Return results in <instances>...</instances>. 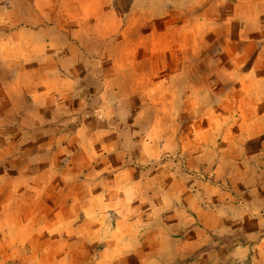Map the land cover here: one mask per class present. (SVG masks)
<instances>
[{"label": "crops", "instance_id": "1", "mask_svg": "<svg viewBox=\"0 0 264 264\" xmlns=\"http://www.w3.org/2000/svg\"><path fill=\"white\" fill-rule=\"evenodd\" d=\"M14 1L31 3V0ZM33 1L37 5L59 4L57 9H48L46 13L34 12L38 19L48 18L43 26L31 27L29 21L35 17L25 8H0V25L23 23V26L8 32L0 31V64H4L7 70L4 78L0 69V120L21 115L23 126L20 129L33 133L51 130L53 141L44 142L36 149L32 147L34 155L29 161L34 165L30 174L32 178L22 180L27 183L17 185V188L21 187L18 191H9L6 195H10L13 207H25L20 201L25 192L27 211L32 212L39 207L43 212L63 213L69 208L75 210L77 218L74 222L58 218L37 225L32 221L15 225V234L8 240L13 245L11 252L21 251L26 244L34 248L46 241L60 246L51 258L61 261L65 258L61 245L67 242V229L73 227L75 231L71 237L81 245L95 246L91 256L94 261L106 260L109 264L110 261L114 264H220L213 258L212 252L219 251L213 243L230 239L214 237L213 234L221 232L227 224L234 229L227 233L231 235L240 229L245 232L264 227V207L258 215L251 217V212L242 204L243 200H238V194L244 192L254 200L264 199L261 197L264 184L253 182L245 190L242 180H247L250 174L242 177L240 172L234 173L233 168L225 174L220 172L225 166L232 163L241 165L247 160L227 159V155L218 153L214 185L207 182L198 184L202 190L210 186L208 190L211 193L196 189L194 177L180 172L177 160L165 159L157 163L153 171L146 168L143 171L141 167L128 163L122 155L118 158L121 164L114 167L116 152L109 150V141L95 139L99 128L88 125L85 117L109 115L105 110L115 101L138 100L143 91L144 85L140 82L131 84L132 78H141L136 71L143 64L141 60L106 61L102 58L106 51H120L111 45L128 33L126 24L122 22L124 19L113 0H108L106 5L100 1L97 13L73 3L77 0ZM150 1L156 5L163 2L131 0L130 8L138 12H126L123 16L153 19V16L140 11ZM203 1L204 4L205 1L206 4L212 2L209 6H213V10L250 4L252 16L245 29L251 35L252 47L257 46L256 53L264 51V16L258 13V9H264V6L260 0L252 3L236 0L229 5L221 4L223 0ZM208 11L202 13L203 18ZM208 17L211 18L210 12ZM125 43L123 48L131 46ZM4 85H11L12 90L7 91ZM20 99H26L28 106L20 107ZM156 113L161 114L160 111ZM77 119L76 127L69 130L67 127ZM218 130L225 131L226 128ZM88 135L91 137L87 139ZM164 143L160 138L156 145H152L156 146V153L164 154L165 148L172 152L178 144L173 139L169 145ZM104 146L106 148L103 149ZM3 148L0 144V163L7 156H4ZM65 158L81 168L76 172L80 191L73 199L68 197L65 188L53 187L54 182H51L58 178L63 180L58 165ZM117 180L119 182L115 183ZM3 182L0 169V212L3 210ZM223 184L228 185L227 190H223ZM243 216L250 219L249 227L243 222ZM38 226L44 228L42 233ZM19 228H24V231L20 232ZM46 229L52 231L47 232ZM3 242V223L0 221V254ZM47 252H52V249ZM249 252L251 255L254 253L255 260H264V236L258 237L251 249L233 242L224 254L230 258V264H241ZM82 257L87 258V255Z\"/></svg>", "mask_w": 264, "mask_h": 264}, {"label": "rangeland", "instance_id": "2", "mask_svg": "<svg viewBox=\"0 0 264 264\" xmlns=\"http://www.w3.org/2000/svg\"><path fill=\"white\" fill-rule=\"evenodd\" d=\"M100 1L105 5L108 3V0H77L73 3L86 7L87 11L93 9L97 13L96 7L100 5ZM130 1L113 0V5L124 19L122 22L126 24L128 33L124 34L125 38L121 36V39L111 45L120 51H106L102 58L106 61L141 60L143 64L136 70L141 74V78H132L131 84L140 82L144 85L143 91L138 100L115 101L114 105L105 110L109 115L85 117L88 125L99 128L95 139L109 141V150L116 152L114 167L117 168L121 164L118 158L122 155L128 163L141 167L143 171L144 168L153 171L157 163L165 159L177 160L179 171L192 175L195 188L200 190L199 182L213 184L214 169L220 157L218 153H221L227 155V159L248 161L242 162L241 165L235 166L232 163L229 167L225 166L220 170L221 173L225 174L233 168L234 173L240 172L242 177L246 178L250 174L247 180H242L245 190L253 182L264 184V51L256 53L257 46L252 47L251 35L245 29L248 26L246 24L250 23L252 6L243 4L234 8L213 10V6H209L212 2L206 4L205 1L204 4L203 0H163L159 5L150 1L146 8L140 11L154 18L139 20L132 15L123 16L126 12H138L130 8ZM239 1L252 3L253 0ZM29 2L31 3L1 0L0 8H25L35 17V11L46 13V10H55L59 5H37L33 0ZM234 2L236 0H223L221 4L229 5ZM260 2L261 6H264V0ZM68 7L73 10L72 5L69 4ZM209 8L212 9L208 11ZM258 10V13L264 16V9ZM204 11H208L205 18L202 14ZM209 12L211 18L208 17ZM46 20L48 18L35 17L29 22L31 27H38L43 26ZM20 24L3 23L0 25V31L5 33L14 27L23 26V23ZM125 42L135 47L123 48ZM0 66L2 77L5 78L3 75L7 74V70L4 64ZM3 87L7 91L12 90L11 85ZM18 102L20 107L28 106L26 99H20ZM156 111L161 114L158 115ZM21 117L19 115L0 120V144L4 147V156L7 155L0 163L4 177L3 210L0 212L4 242L0 264H109L106 260L94 261L95 259L91 258L96 250L95 246L81 245L82 243L71 237L75 231L73 227L67 229V242L61 245L65 256L61 261L51 258L60 246L46 241L35 245L34 248L26 244L21 251L11 252L13 245L8 240L15 234V225L20 226L21 222L29 221L37 225L39 222H53L58 218L74 222L77 218L75 210L69 208L63 213L43 212L39 207L32 212L27 211L25 192L20 199L25 207L10 205V195L6 193L18 191L21 187L17 188V185L27 183L22 180L32 178L30 174L34 171V165L29 163L30 157L34 155L32 147L36 149L44 142L53 141L51 130L33 133L20 129V126H23ZM77 124L78 119L67 128L70 130ZM220 127L226 130L219 131ZM90 137L88 135L87 139ZM160 138L166 142L165 145H169L168 142L173 139L178 143L177 147L172 152L165 148L167 150H163L162 155L160 152L156 153V146L152 145H156ZM122 160L124 161L123 158ZM80 169L67 158L63 159L58 165L59 172L64 176L63 180H52L53 187L58 185L65 188L68 197L73 199L80 191V180L76 178V172ZM118 182L119 180L115 181ZM206 187L207 189H201L202 192L211 193L208 190L210 186ZM222 188L227 190L228 185L223 184ZM261 195L264 197V189ZM252 197L246 196L245 192L238 194V200H243L242 204L251 212L250 216H256L264 207L261 206L264 199L254 200ZM17 209L21 210L16 212ZM242 219L249 227L250 219L244 216ZM253 229L255 230L245 232L240 229L237 234L231 235L227 233L234 229L231 224H227L221 232L213 234L214 237L223 236L230 239L213 243L219 249L212 252L213 258L220 264H230V258L225 254L233 242L245 244L251 249L255 240L264 236V227ZM43 230V227L38 226V231L42 233ZM19 231H24V228H19ZM49 248L52 249L50 253L47 252ZM249 253L241 264H264V260L257 261L254 253ZM82 255H87V258ZM110 264H114V261H110Z\"/></svg>", "mask_w": 264, "mask_h": 264}]
</instances>
